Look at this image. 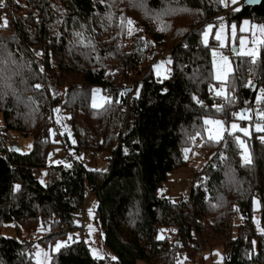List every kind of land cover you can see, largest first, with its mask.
Here are the masks:
<instances>
[{"label": "trees", "instance_id": "16d2710c", "mask_svg": "<svg viewBox=\"0 0 264 264\" xmlns=\"http://www.w3.org/2000/svg\"><path fill=\"white\" fill-rule=\"evenodd\" d=\"M0 3V264H33L31 236L40 227L37 240L46 246L73 233L66 246L52 251L51 264H182L176 262L180 255L203 259L198 251L216 243L226 249V264H264V235L253 219L258 197L264 228V131L253 129L248 138L251 164L242 160L235 133L203 137L207 162L195 169L190 193L174 199L161 190L169 172L187 162L184 146L204 134L205 115H220L229 125L240 108L261 103L264 110V39L255 65L237 51L235 69L222 83L212 67L218 42L204 43L201 34L214 22L206 18L227 7L222 0ZM239 6V12L228 6V22L250 17L264 23V3L241 0ZM160 44L171 49L166 77L155 75L150 63ZM216 85H224L234 102L217 97ZM95 87L107 97L93 108ZM65 111L70 126L62 130ZM127 118L133 119L125 128ZM10 130L33 136L31 149L7 144ZM55 142L65 144L67 157L49 163ZM83 148L108 150L110 167H89L75 154ZM200 173L205 181L197 179ZM93 195L96 224L114 256L98 259L76 235L89 231L86 204ZM9 220L16 235L2 231ZM161 227L170 232L159 236Z\"/></svg>", "mask_w": 264, "mask_h": 264}, {"label": "rangeland", "instance_id": "374dc122", "mask_svg": "<svg viewBox=\"0 0 264 264\" xmlns=\"http://www.w3.org/2000/svg\"><path fill=\"white\" fill-rule=\"evenodd\" d=\"M224 5L230 3V0H222ZM229 11V7L227 6L222 12ZM2 14V13H0ZM1 19V17H0ZM6 17L3 16V20ZM245 21H249V24H245ZM211 25L212 28L209 31L208 26ZM232 25H235V30L233 31ZM264 26V23L253 21L250 17H244L240 21L231 20L228 22L226 19L223 20L221 23L216 24L215 22L206 23L205 27L203 28L202 40L204 43H209L211 41L218 42V46L212 47V53L219 52L218 56L212 57V67H213V75L216 80L217 75L219 74L223 77L222 83L227 80L228 75L225 73H230L235 69V56L236 52L234 51L233 55H229L226 51L227 49H232L234 46H238V52H255L256 56L260 53L261 48V41L264 39V33L259 31V27ZM134 29L130 28L129 32H132ZM205 32L208 33L207 40H205ZM219 37L217 39L216 37ZM255 56V57H256ZM247 57V56H246ZM240 58L244 59V55H240ZM227 61V63L225 62ZM171 69V60L169 57H159L157 63L153 67V73L160 77L168 76ZM215 89L217 91L224 89L226 92V88L224 85H216ZM107 94H105L100 87H95L92 91V103H96L97 105H102L106 100ZM259 94L256 97V101L259 99ZM225 99V98H224ZM238 119H230L229 120V130L232 133L236 134V137H239V140L244 141V145L242 146L237 140V143L240 147L241 157L244 161V152L245 148L247 149V153L250 154L252 159V154L250 150V145L248 142L249 136L252 134L253 129H256V126L259 125L261 128L263 127V122L259 120V116L264 114V110L260 109L259 107H255L252 109L249 107L246 111L243 109L236 110ZM244 114L246 118L249 120L245 123H242V120L239 118L240 114ZM1 117V114H0ZM255 117V118H254ZM206 119L211 120H220L224 123L226 122L225 119L220 115H205L204 121ZM232 124L237 125V129L233 130L231 128ZM61 126V125H60ZM70 126V119L69 113L65 111L64 119L62 123V130L68 128ZM209 129H211V135L213 137L216 136L217 131H219L220 136L223 137V130H220L216 125H206L205 124V131L204 134L200 133L199 135L195 136L192 140V143L189 145L184 146V155L185 159L187 160L186 163H182L178 167H175L169 172L167 180L162 184L161 190L164 191L165 194L169 195L174 199H179L183 196H186L190 193L191 186L193 184V179L195 176V169L197 167H203L207 162V154L206 149L201 145V139L203 137L209 138ZM241 129H247L249 131L248 136H244L243 132L240 131ZM9 134L16 140V145L22 151H28L31 149L33 145V136L31 135H24L18 131H9ZM216 140V139H213ZM60 142V140H58ZM68 150L64 143H52L50 149L48 150V162H60L64 161L67 157ZM78 157H82L83 160L89 167L101 166L106 163V159L108 158L110 152L108 150H101L94 152L89 149H80V152L77 153ZM97 203L96 195L92 196V199L86 204L87 206V221L89 224V231L84 236L81 235L79 230L76 231L77 237H84L85 242L89 246L90 250L93 253V249H95L96 254L98 256H104L106 254H110L114 256V253L111 251L110 248L106 247L103 244V235L100 234V228L97 226L95 221V214H94V207ZM259 198L255 197L254 199V207L255 212L253 215V219L256 222L257 229H261L260 225V212H259ZM91 213V215H90ZM3 233L7 235H16V224L14 221L9 220L5 221L2 227ZM169 228L168 227H161L159 231V236H164L168 234ZM239 230L237 227H234V234L237 235ZM41 234V227L40 232L33 234V238L36 241L34 243L33 249V264H51L52 262V254L53 250H55L57 244H63L67 241L68 236L69 238H73V233H69L66 237H60L56 240V242L51 246L44 245L42 242L38 241ZM202 245L205 243L202 239ZM204 258H199L195 256L194 258L186 259L185 255H180L179 259L176 262H180L182 264H195L196 261L203 260L204 264H226V249L224 248L222 243H216L212 246L204 244ZM201 250V249H200ZM199 250V251H200ZM198 251V254H199ZM197 253V252H196ZM196 255V254H195ZM47 257V260L45 259ZM137 264H147L144 260H139Z\"/></svg>", "mask_w": 264, "mask_h": 264}, {"label": "snow or ice", "instance_id": "6c2138e0", "mask_svg": "<svg viewBox=\"0 0 264 264\" xmlns=\"http://www.w3.org/2000/svg\"><path fill=\"white\" fill-rule=\"evenodd\" d=\"M240 2H241V0H230V4H229V5H226V6H232V10H233L234 12H239V11L242 10L241 7L239 6V5H240ZM244 2H245V4H246L247 6H251V5H255V4L264 3V0H244ZM3 6H4L3 3H0V7H3ZM4 23L6 24V21H5ZM128 23L131 24L132 22H131V21H128ZM244 23H245V24H249L250 22H249V21H245ZM231 27H232V29H233V31H234L236 26H235V25H232ZM211 28H212V26L209 25V26H208L209 31L211 30ZM259 31H260L261 33H264V26H260V27H259ZM78 35H79V34H78ZM204 35H205V40H207V35H208V33L205 32ZM216 38L219 39L218 36H217ZM237 55H244V56L250 57L251 59L248 61V63L250 64V66H254L255 63H256V61H255L256 53H255L254 51H253V52H244V53H239V52H237ZM225 62L227 63L226 60H225ZM228 74H229V73H225V75H228ZM217 79H219V80H223V77H221V76L218 74V75H217ZM245 86H247V87H255V85H253L251 81H247L246 84H245ZM36 87L39 88L40 86H39V85H36ZM259 91H260V93L262 94V96H264V89H259ZM216 96H217V97H224V98L227 100V102H228L229 104H231V103L234 102V98H233V97H228V96L226 95V92H225L224 89H221V90L217 91V92H216ZM196 102H197V103H200L199 100H197ZM92 107H93V108H96V107H99V105H97L96 103H93V104H92ZM54 111H55V112H59L60 109L57 108V109H55ZM217 111H223V106H218V107H217ZM233 115L235 116L236 114L233 113ZM239 118H240V119H245L246 117H245V115L242 113V114H240ZM204 123H205L206 125H216V126L219 127L220 130H223V122L220 121V120L206 119V120L204 121ZM231 128H232L233 130H236V129H237V125H236V124H232V125H231ZM256 130H257V131H264V128H261L259 125H257V126H256ZM240 131L243 132L244 136H248V135H249V131H248L247 129H241ZM209 139L220 140V139H223V137L220 136L219 131H217L216 136L213 137V136L211 135V129H209ZM236 139L239 140V137H236ZM261 139L264 140V137H261ZM239 142H240V144H241L242 146L244 145V141H243V140H239ZM73 143H75V141H73ZM78 158H81V159H82V157H78ZM244 163H245V164H251V163H252L251 156H250V154L247 153V149H246V148H245V152H244ZM68 166L70 167L71 165H68ZM41 183H43V181H41ZM15 188H16V190H19V189H20V186H19V185H16ZM90 215H91V213H90ZM260 232H261V235H264V228H261V229H260ZM161 238H162V237H161ZM252 243H253V246H255V241H253ZM64 246H66V245H65V244H57V245H56V248H55V251L58 252V251L60 250V248H61V247H64ZM93 254H94V255H97V258H98V259L100 258V257L98 256V254H96L95 249H93ZM45 259L47 260V257H45ZM111 259H112V260H117L116 257H111Z\"/></svg>", "mask_w": 264, "mask_h": 264}, {"label": "built area", "instance_id": "2783aa9c", "mask_svg": "<svg viewBox=\"0 0 264 264\" xmlns=\"http://www.w3.org/2000/svg\"><path fill=\"white\" fill-rule=\"evenodd\" d=\"M226 17H228V14H227V11H225V12H220V13H218L217 15H215V16H212V17H209V18H206V21L207 20H210V19H213L214 20V22H217V23H221L223 20H225L226 19ZM157 49H161V53H160V55L158 56V57H154V58H152L151 59V64L154 66L156 63H157V61H158V59H159V57H169V54H170V52H171V49L169 48V49H166V50H164V48H163V46L160 44V45H158L157 46ZM227 52H228V54L229 55H233L234 54V50H233V48L231 49H227L226 50ZM212 55L213 56H218L219 55V52H214V53H212ZM170 58V57H169ZM171 60V59H170ZM141 60H140V58H138L137 59V62H140ZM133 66H128V70H133ZM130 84H131V86H132V84H134V82L133 81H131L130 82ZM137 93V90L134 88L132 91H131V93H130V95H129V100L130 101H132V99H133V97H134V95ZM111 96H112V94H111ZM262 106L261 105V103H258V107H260V106ZM233 117H236V115L234 116L233 115ZM133 119V118H132ZM132 119H129V118H127V120H126V122H125V128L128 126V124H132ZM259 120L260 121H264V114H262V115H260L259 116ZM230 133V130H229V125H227V124H225L224 123V125H223V137H226L228 134ZM5 140H6V142H7V144H9V145H13V144H16V140L10 135V134H8L6 137H5ZM110 167V165H109V163H105V164H103L102 165V168L104 169H106V168H109ZM42 176V175H41ZM197 179L198 180H200V181H205V176L202 174V173H200V174H198L197 175ZM83 217V216H82ZM81 217V224H82V229H85V222H84V218H82ZM31 239H34L32 236H31ZM30 248H31V251H32V253H33V249H34V246H32V244H30ZM204 253V250L203 249H201L200 251H199V254H203Z\"/></svg>", "mask_w": 264, "mask_h": 264}, {"label": "water", "instance_id": "95a60500", "mask_svg": "<svg viewBox=\"0 0 264 264\" xmlns=\"http://www.w3.org/2000/svg\"><path fill=\"white\" fill-rule=\"evenodd\" d=\"M244 4H245V2H244ZM233 50H234L235 52H237V51H238V46H234V47H233ZM127 89L130 90L131 87H128Z\"/></svg>", "mask_w": 264, "mask_h": 264}]
</instances>
